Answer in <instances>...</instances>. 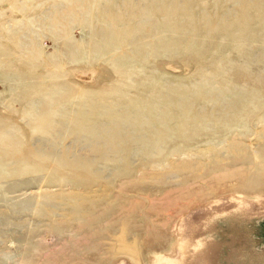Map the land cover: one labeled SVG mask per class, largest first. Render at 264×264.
Listing matches in <instances>:
<instances>
[{
    "label": "rangeland",
    "instance_id": "obj_1",
    "mask_svg": "<svg viewBox=\"0 0 264 264\" xmlns=\"http://www.w3.org/2000/svg\"><path fill=\"white\" fill-rule=\"evenodd\" d=\"M0 11V29L23 18ZM93 12L125 58L80 27L73 42L45 34L32 57L0 43L12 53L0 55V264H135L125 230L148 221L157 241L139 264H264V0H98ZM146 105L168 126L133 135ZM110 128L155 140L87 164Z\"/></svg>",
    "mask_w": 264,
    "mask_h": 264
},
{
    "label": "bare ground",
    "instance_id": "obj_2",
    "mask_svg": "<svg viewBox=\"0 0 264 264\" xmlns=\"http://www.w3.org/2000/svg\"><path fill=\"white\" fill-rule=\"evenodd\" d=\"M49 0H0V6L3 5L4 3L8 2L9 6H10V11L12 12H17L19 14H21L23 16V18L21 20H10L12 22V24H8L10 23V21L7 23V25H3L2 29H0V43H12L14 48H18L22 51V54H25L27 56H31V55H35L38 54L40 55V52H42V44L41 39L42 37L47 34H52L53 37L58 40V41H67V42H73V37L71 35V32L73 29H75L76 27H80L82 32L85 35V39H91L88 40L87 42H91V43H100V42H105V39L108 43V45H110L112 50V53L109 54L114 55V56H120L125 58V54L127 53L126 51L122 52V45L119 42H114L112 43L108 38H118L119 40H121L120 35H118L115 31H112L113 29H111V25L109 24V22H104L102 25L97 26V24L94 23V19L97 20L98 16H94V8L96 6V2L98 0H65L66 2H68V5L65 7L63 4H54L52 5V12L51 13H47L46 11L48 10H42L39 13L37 12V8L39 9L42 5H44L46 2H48ZM77 1H81L83 3V6H80L79 4H75ZM61 2V1H60ZM65 2V3H66ZM186 2V1H185ZM184 2V3H185ZM189 2V1H188ZM52 3V2H49ZM64 3V2H63ZM120 3V2H118ZM183 3V4H184ZM190 3V2H189ZM230 3V2H229ZM74 4V6H73ZM49 5V4H48ZM79 5V6H77ZM198 5V4H197ZM227 5V4H226ZM242 6V3L240 4ZM239 5V6H240ZM73 6V7H72ZM224 6V5H223ZM222 6V7H223ZM244 6V5H243ZM177 7V6H176ZM193 7V6H192ZM43 8V7H42ZM46 8V7H45ZM218 8V7H217ZM224 8V7H223ZM222 8V9H223ZM242 8V7H241ZM240 8V9H241ZM7 9V8H6ZM47 9V8H46ZM199 9V7H198ZM207 9V8H206ZM174 10V9H173ZM176 10V9H175ZM197 10V9H196ZM213 10V9H212ZM225 10V9H224ZM223 10V11H224ZM235 10V9H234ZM244 10V9H243ZM100 11V10H99ZM143 9L140 11V14L138 15V20L140 19L141 16H143L145 13ZM221 11V10H220ZM49 12V11H48ZM96 12V11H95ZM135 12V11H134ZM171 12V11H170ZM192 12V11H191ZM197 12V11H196ZM245 12V11H244ZM6 12H2L0 11V18H4L6 17ZM173 13V12H172ZM195 13V12H194ZM193 13V14H194ZM231 13V12H230ZM240 13L241 10H240ZM12 14V13H11ZM155 14V12H154ZM170 14V13H169ZM200 14V13H198ZM211 14V13H210ZM105 15V14H104ZM107 15H108V11H107ZM137 15V14H136ZM172 15V14H171ZM180 15H182L180 13ZM114 16V15H113ZM184 16V15H183ZM196 16V15H195ZM219 16V15H218ZM13 17V16H12ZM87 17H93V22L91 21H87ZM97 17V18H94ZM110 17V16H109ZM176 17V16H175ZM174 17V18H175ZM199 17V16H198ZM229 17V15H228ZM7 18V17H6ZM178 18V17H177ZM99 19H101V17L99 16ZM5 20V18L3 19ZM89 20V19H88ZM102 20V19H101ZM142 21V18L140 19ZM172 20V19H171ZM196 20V19H195ZM98 21V20H97ZM100 21V20H99ZM157 21V20H156ZM170 21V20H169ZM217 21V20H216ZM1 22V21H0ZM162 22V21H161ZM187 22V21H186ZM185 22V23H186ZM106 23V24H105ZM133 23V22H132ZM140 23V22H139ZM154 23V22H153ZM177 23V21H176ZM183 23V21H182ZM180 22V24H182ZM213 23V22H212ZM211 23V24H212ZM239 23V21H238ZM184 24V23H183ZM190 24V23H189ZM197 24V23H195ZM215 24V23H214ZM244 24V23H243ZM153 25V24H152ZM162 25V24H161ZM193 25V24H192ZM213 25V24H212ZM155 26V25H154ZM167 26V25H166ZM185 26V25H183ZM197 26V25H196ZM201 26V25H200ZM199 26V27H200ZM233 26V25H232ZM259 26V25H258ZM100 27V28H99ZM177 27V25H176ZM179 27V26H178ZM188 26H186L187 28ZM261 27V26H260ZM94 28H98L102 30H106V32L109 31V35L112 36H105V38H103L100 35H95L94 36ZM152 28V27H150ZM149 28V29H150ZM161 28V27H160ZM164 28V27H162ZM184 28V27H183ZM190 28V27H189ZM193 28V27H192ZM257 28V27H256ZM258 29V28H257ZM76 30V29H75ZM111 30V31H110ZM222 31V30H221ZM233 31V30H232ZM257 31V30H256ZM98 32V30H97ZM113 32V34H112ZM235 32V31H234ZM147 33V32H146ZM239 33V32H238ZM149 34V33H148ZM192 35V34H191ZM257 35V34H256ZM255 35V36H256ZM108 37V38H107ZM215 37V34H214ZM261 37V36H260ZM84 39V40H85ZM180 39V38H179ZM118 40V41H119ZM61 43V42H60ZM143 43V42H142ZM80 44V43H79ZM205 44V42H204ZM197 45V43H196ZM8 46V45H6ZM195 46V45H194ZM89 48V45H88ZM9 53H6L7 50L5 51H0V55L4 54V56H8L11 57L12 53H11V49H8ZM149 51V50H148ZM97 52V51H96ZM19 53V52H18ZM114 53V54H113ZM48 54V53H47ZM46 54V55H47ZM17 56V55H16ZM92 54L88 55V57H85L86 60H90L93 59L92 58ZM32 57V56H31ZM170 57V56H169ZM178 58V57H177ZM184 58V57H182ZM189 58V56H188ZM63 60V59H62ZM127 61L129 60L126 59ZM181 60V59H180ZM187 59H185L186 61ZM190 60V59H189ZM182 61V60H181ZM188 61V60H187ZM186 61V62H187ZM48 62V61H47ZM150 62V61H149ZM208 65V64H207ZM95 67V66H94ZM149 67V66H148ZM204 67V66H203ZM154 68V67H153ZM50 70V69H49ZM148 70V69H147ZM152 70V69H151ZM69 72V71H68ZM89 72V71H88ZM92 72V71H91ZM152 72V71H151ZM219 72V71H218ZM95 73V72H94ZM146 73V72H145ZM149 73V72H148ZM206 73V72H205ZM85 74V73H84ZM99 74V73H98ZM147 74V73H146ZM92 75V74H91ZM150 75V74H149ZM152 78V76H150ZM154 77V75H153ZM149 78V77H148ZM92 79V78H91ZM161 79V78H160ZM205 79V78H204ZM151 80V79H150ZM204 81V80H203ZM96 82V81H95ZM155 82V80H154ZM158 84V83H157ZM94 85V84H93ZM208 86V85H207ZM181 87V86H180ZM67 89V88H66ZM62 90V89H61ZM181 90V89H180ZM220 92V90H219ZM219 95V94H218ZM127 96V95H126ZM215 96V95H214ZM129 97V96H128ZM217 97V96H216ZM77 98V97H76ZM157 98V97H156ZM204 98V96L202 97ZM256 98V97H255ZM231 99V98H230ZM253 99V98H252ZM92 100V99H91ZM187 100V99H186ZM197 100V99H196ZM210 101V100H209ZM220 101V100H219ZM236 101V100H235ZM187 102V101H186ZM212 102V101H211ZM100 103V102H99ZM185 103V102H184ZM30 104V103H29ZM28 104V105H29ZM34 104V103H33ZM178 104V103H177ZM191 104V103H190ZM223 104V103H221ZM234 104V102L232 103ZM258 103H256L257 105ZM35 105V104H34ZM203 106V105H202ZM220 106V105H219ZM230 106V105H229ZM236 106V105H235ZM221 107V106H220ZM224 107V106H223ZM239 107V106H238ZM200 108V107H199ZM264 108V107H263ZM198 109V108H197ZM210 109V108H209ZM201 110V108H200ZM215 110V109H214ZM198 111V110H197ZM203 111V110H202ZM209 111V110H208ZM207 111V112H208ZM213 111V110H212ZM153 108L151 106H143L142 108H139L137 111H135L134 113H136L134 116L133 114L131 115L130 119H134L137 122L136 128L132 130V134L134 135V133L139 132L138 130L143 129V128H153L157 125H161V127L163 128H167L168 126V120L165 119V117H161L159 114H157L156 116L153 115ZM196 112V111H195ZM198 113V112H196ZM121 115H118V118L122 120H127L128 118V113L126 114V112H122L120 113ZM178 114V113H177ZM207 114V113H205ZM189 116V115H188ZM192 119V116H191ZM93 120V119H92ZM37 123V122H36ZM191 123V122H190ZM193 124V123H192ZM11 129V128H10ZM188 129V128H187ZM87 133V132H86ZM42 134V133H41ZM77 135V134H76ZM128 138H133L132 140H128ZM26 140V139H25ZM66 140V139H65ZM154 135L152 134V137H141V136H134V137H122L121 135H118L116 133V130H114L113 128H110L105 136V138L100 141H104V146L106 148V152H104L103 156H101L100 158H98L97 160L94 161H90V162H86L87 164H94L97 163L99 161H103V160H116L118 153H120V151L118 148L125 144L127 141L128 146H129V153H133L136 154L138 152H141L142 150H147V144L151 143L152 141H154ZM77 142V141H76ZM87 142V141H86ZM99 141H95L93 143V146H95L94 144L97 143ZM92 143V142H91ZM63 145V144H62ZM44 150V149H43ZM118 162V161H117ZM129 162V161H128ZM73 164H71L70 162L66 161L65 159H62L60 161V166L62 168H65L67 170H73ZM76 165V169L78 166V163L75 164ZM74 165V166H75ZM114 166H117L118 164L113 163ZM89 175H92V173H90ZM263 206H264V202H262ZM107 214H111L110 211L107 212ZM146 227L148 226V228L142 226L140 228H136V225L133 226H129V229L125 230V233L129 234L130 232H133V234L136 236L135 240H139V243H135V244H142L144 246V249L142 246L137 247L135 244H127L125 243V241L123 240V236L121 241H123L126 245L124 247V245L121 247L120 251L121 252H131L133 254V256L135 257L134 262L135 264H139L140 260L139 257L142 258V254H140V251H144L147 246L151 243L156 242V238L154 234V229H152L153 226H149V221L146 223ZM90 227H92V224H90ZM146 229V230H145ZM145 230V231H144ZM144 231V232H142ZM133 235V236H134ZM141 235V238H139L138 236ZM144 243V244H143ZM140 255V256H139ZM142 261V260H141ZM150 264H155V262L151 261Z\"/></svg>",
    "mask_w": 264,
    "mask_h": 264
}]
</instances>
